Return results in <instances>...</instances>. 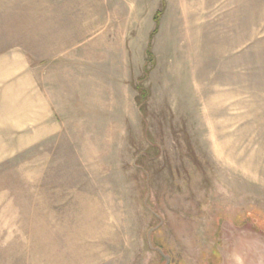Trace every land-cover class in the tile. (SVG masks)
<instances>
[{"label":"rangeland","instance_id":"374dc122","mask_svg":"<svg viewBox=\"0 0 264 264\" xmlns=\"http://www.w3.org/2000/svg\"><path fill=\"white\" fill-rule=\"evenodd\" d=\"M0 264H264V0H0Z\"/></svg>","mask_w":264,"mask_h":264},{"label":"crops","instance_id":"0c3cea01","mask_svg":"<svg viewBox=\"0 0 264 264\" xmlns=\"http://www.w3.org/2000/svg\"><path fill=\"white\" fill-rule=\"evenodd\" d=\"M120 1L123 2L124 0H120ZM114 16L118 17L119 15H114ZM111 17H112L111 14L110 15L107 14V21L112 20ZM119 19H117V20H119ZM109 27H110V25L107 24V31L110 30ZM114 28H115L114 31H117L116 30V25L114 26ZM118 29L122 31L121 27H119ZM108 64H109V62L107 60V66L109 67ZM69 65H72V64L69 63ZM30 68L31 67L29 66V64H26V65L23 66V70H22V78H23V81H24V83H23L24 88L22 90L23 91V95H24L23 100L27 101V100H30V98L32 96H35L34 92H35V88H36L38 107L40 109L41 108L43 109V112H39L38 113V118L45 117V119H47V118L51 119V121L49 120L50 122L48 124V127L51 128L50 130L56 131V129H58V128H56L58 126V124L52 118L55 117V111L54 110L56 108H58L57 105H56L57 104V102H56L57 99H56L55 96L50 95L51 92H47L46 87H43V82L41 81V78H38L37 84L35 83V81L33 79V76H32V74L30 72ZM70 71H69V75H71ZM107 77H108V75H107ZM110 79L111 78H110V75H109V80L107 81V83L108 82L111 83ZM63 85H64V88L66 90H68L70 88V84L69 83L65 82ZM54 86H56V85H54ZM53 91L55 93V89L54 88H53ZM60 91L62 92L61 87H60ZM44 127H47V126L44 125ZM42 131H46V129L43 128Z\"/></svg>","mask_w":264,"mask_h":264},{"label":"trees","instance_id":"16d2710c","mask_svg":"<svg viewBox=\"0 0 264 264\" xmlns=\"http://www.w3.org/2000/svg\"><path fill=\"white\" fill-rule=\"evenodd\" d=\"M154 21H155V22L157 21V18H156V17L154 18ZM147 54L150 55L149 52H147ZM141 96H142V95H141ZM139 97H140V96H139Z\"/></svg>","mask_w":264,"mask_h":264}]
</instances>
